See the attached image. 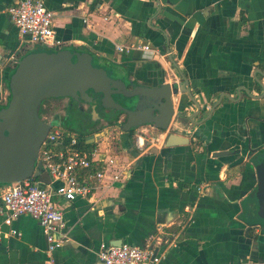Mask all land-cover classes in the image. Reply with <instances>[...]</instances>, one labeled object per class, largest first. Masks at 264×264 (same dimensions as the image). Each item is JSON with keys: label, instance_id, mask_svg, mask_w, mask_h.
<instances>
[{"label": "crops", "instance_id": "0c3cea01", "mask_svg": "<svg viewBox=\"0 0 264 264\" xmlns=\"http://www.w3.org/2000/svg\"><path fill=\"white\" fill-rule=\"evenodd\" d=\"M17 1L0 0V104L9 94L5 80L16 61L34 50L6 13ZM44 4L54 12L60 48L89 51L102 66L118 69L116 75L128 86L180 82L181 72L201 105L192 120L208 114L223 96L200 126L188 121L196 107L185 93L172 96L174 113L165 130L143 124L127 134L120 123L101 118L102 112L91 113L82 133L56 120V128L97 149L99 159L116 155L126 171L92 201L54 197L65 241L51 254L30 215L16 217L9 226L0 215V264H47L49 258L53 264H102L100 243L146 240L161 255L159 264H264V210L255 168L264 157V0ZM137 43L153 51L114 49ZM245 54L257 57L248 55L245 61ZM179 99L186 108L183 117L176 114ZM82 109L86 119V104ZM168 133L188 142L165 146ZM138 135L141 149L135 145Z\"/></svg>", "mask_w": 264, "mask_h": 264}, {"label": "water", "instance_id": "95a60500", "mask_svg": "<svg viewBox=\"0 0 264 264\" xmlns=\"http://www.w3.org/2000/svg\"><path fill=\"white\" fill-rule=\"evenodd\" d=\"M91 59L89 51L67 47L33 50L16 61L7 81L9 99L0 107V185L30 176L41 183L49 182L47 172L39 162L35 163L41 141L56 123V120L43 121L38 115L39 104L47 98H69L79 101V107L88 104L95 117L100 115L97 108H101V118L105 120H108L107 111L120 112L125 116L121 128L128 131L143 124L165 130L174 113L172 96L178 93H185L195 105L196 110L187 118L191 124L200 126L223 96L217 98L208 114L194 121L192 117L200 112L201 105L181 72L180 82L128 86L116 75L118 69L109 75L103 67H94ZM185 109L179 99L176 114L183 117ZM187 142L188 138L175 133H168L165 138V146ZM255 168L256 195L264 205V157ZM263 205L259 209L264 210Z\"/></svg>", "mask_w": 264, "mask_h": 264}, {"label": "built area", "instance_id": "2783aa9c", "mask_svg": "<svg viewBox=\"0 0 264 264\" xmlns=\"http://www.w3.org/2000/svg\"><path fill=\"white\" fill-rule=\"evenodd\" d=\"M5 10L17 32L26 36L32 44L52 50L61 47L63 42L53 28L54 12L45 6L44 0H19L8 5ZM114 49L118 53H130L134 49L153 51L147 43L115 44ZM165 55L168 53L161 54ZM79 141L77 135L52 125L40 143L35 160L47 172L49 182L41 183L36 177L30 176L0 185V215H3V223L9 226L16 217L30 215L45 234L48 254L65 241L61 233L62 211L57 207L54 197L65 201L76 198L92 201L97 198L98 192L105 191L119 181L127 168L126 165H118L116 155L99 159L97 149L85 150ZM135 145L138 149L144 146L141 136L135 138ZM9 232L19 235L11 228ZM97 256L102 264H159L161 258L150 240L143 244L122 242L112 245L102 242ZM47 264H53V260L49 258Z\"/></svg>", "mask_w": 264, "mask_h": 264}, {"label": "flooded vegetation", "instance_id": "af4514ba", "mask_svg": "<svg viewBox=\"0 0 264 264\" xmlns=\"http://www.w3.org/2000/svg\"><path fill=\"white\" fill-rule=\"evenodd\" d=\"M93 57L91 59V64L94 66V67H103L105 70H106V73L111 75V74H115L113 71L107 69L106 67L102 66L100 63L98 64H95L93 63ZM46 100V99H45ZM42 104L43 103H40L39 106H38V111H39V117L43 120V121H50L51 119H48L46 118L43 114H42ZM80 104L79 101H75V100H71L69 98H67V104L65 106V110L62 114V116L59 117V121L61 122H65L66 123V117L70 114V113H75L76 116H77V119H78V122L79 124H82V126H86L85 124H87V122L89 121L90 117H91V109H90V106L87 104V108L86 109V119L84 118V113H83V109H82V105L81 104V107H79L78 105ZM97 111L98 112H103V110L101 108H97ZM107 117H108V120L109 122L111 123H114V124H117V123H122L124 122L125 120V116L123 114H121L120 112H114V111H107ZM123 115V117L120 119V116ZM113 118V119H112ZM67 124V123H66ZM135 128V127H134ZM133 129V128H132Z\"/></svg>", "mask_w": 264, "mask_h": 264}, {"label": "rangeland", "instance_id": "374dc122", "mask_svg": "<svg viewBox=\"0 0 264 264\" xmlns=\"http://www.w3.org/2000/svg\"><path fill=\"white\" fill-rule=\"evenodd\" d=\"M33 48L34 50H50V51L52 50L43 45H34ZM93 63L98 64L95 58L93 59ZM6 100H7V95L3 102H5ZM66 104H67V98H47L46 100L43 101L42 104V114L48 119L58 120V118L62 116ZM66 123L64 122L65 125L70 126L76 132L79 131L80 133H82L83 130L85 129L84 125L82 126V124H79L75 113L74 114L70 113L66 117Z\"/></svg>", "mask_w": 264, "mask_h": 264}, {"label": "trees", "instance_id": "16d2710c", "mask_svg": "<svg viewBox=\"0 0 264 264\" xmlns=\"http://www.w3.org/2000/svg\"><path fill=\"white\" fill-rule=\"evenodd\" d=\"M47 51H50V50H47ZM52 51V50H51ZM248 55L250 56V58H256L257 57V54H245V56H244V60L245 61H247V60H249L248 58ZM7 81H8V78L5 80V84H6V86H7ZM8 99H9V94H8V96H7V100L4 102V103H1L0 104V107H2V106H5L6 104H7V101H8ZM43 101L44 100H42L41 101V103H43ZM38 114H39V111H38ZM126 133L127 134H131L132 133V129H129L128 131H126ZM79 145L82 147V148H84L85 150H88V151H90V150H92V147L91 146H86L85 144H84V142L83 141H79Z\"/></svg>", "mask_w": 264, "mask_h": 264}]
</instances>
